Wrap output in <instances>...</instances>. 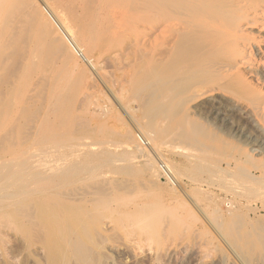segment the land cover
Instances as JSON below:
<instances>
[{
	"label": "rangeland",
	"instance_id": "374dc122",
	"mask_svg": "<svg viewBox=\"0 0 264 264\" xmlns=\"http://www.w3.org/2000/svg\"><path fill=\"white\" fill-rule=\"evenodd\" d=\"M70 41L72 56L63 52L60 69L59 106L67 114L47 113L46 135L34 140L28 136L42 114L39 102L18 105L0 123V189L25 186L35 215L0 220V264H83L74 252L79 238L93 250L86 264H263L247 240L264 234V186L239 185L246 177L225 168L241 157L255 170L244 151L245 140L264 142L249 106L253 95L264 97V71H247L248 92L240 100L225 94L231 103L218 116L213 100L198 102L196 118L207 133L198 143L156 142L137 90L138 58L115 63L101 47L88 53ZM88 94L87 105H75ZM100 189L118 192L114 204L127 218L91 209ZM6 200L0 209L13 210ZM87 207L93 211L83 228L76 220Z\"/></svg>",
	"mask_w": 264,
	"mask_h": 264
},
{
	"label": "bare ground",
	"instance_id": "6f19581e",
	"mask_svg": "<svg viewBox=\"0 0 264 264\" xmlns=\"http://www.w3.org/2000/svg\"><path fill=\"white\" fill-rule=\"evenodd\" d=\"M43 2L51 13L45 12ZM70 38L88 53L96 47L107 50L115 63L137 57V90L154 140L169 137L193 144L207 134L196 118L198 102L213 100V113L218 116L231 103L225 94L240 100L239 95L248 92L247 71H264V0H0V123L7 124L18 105L37 101L42 114L28 136L34 140L46 135L47 113L67 114L59 106L65 93V68L60 69L65 66L63 52L71 53ZM120 66L126 71L124 63ZM88 103L89 94L75 105ZM249 106L264 131V97L253 95ZM245 141L244 159L256 162L255 170L241 157L227 161L225 170L246 177L239 185L264 186V142ZM10 149L7 145L6 151ZM20 190L2 193L0 189V204L11 198L14 207L0 209V220L12 214L28 221L35 216L26 201V187ZM100 192V202L91 209L127 218L129 211L114 204L120 196L117 191ZM86 210L76 220L83 228L91 211ZM247 242L248 250L256 247L253 252H262L264 264V234L250 236ZM73 245L83 264L92 262L93 250L87 242L79 238Z\"/></svg>",
	"mask_w": 264,
	"mask_h": 264
}]
</instances>
